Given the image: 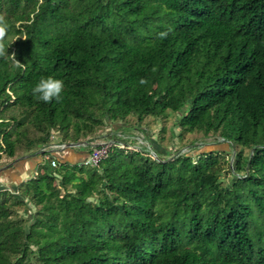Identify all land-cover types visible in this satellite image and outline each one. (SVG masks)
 <instances>
[{
	"label": "trees",
	"instance_id": "obj_1",
	"mask_svg": "<svg viewBox=\"0 0 264 264\" xmlns=\"http://www.w3.org/2000/svg\"><path fill=\"white\" fill-rule=\"evenodd\" d=\"M0 14L25 65L0 58V166L39 155L0 187V264H264V0H0ZM49 76L59 102L31 94ZM168 112L228 148L112 145L97 166L37 152Z\"/></svg>",
	"mask_w": 264,
	"mask_h": 264
},
{
	"label": "rangeland",
	"instance_id": "obj_2",
	"mask_svg": "<svg viewBox=\"0 0 264 264\" xmlns=\"http://www.w3.org/2000/svg\"><path fill=\"white\" fill-rule=\"evenodd\" d=\"M178 114L176 112H168L164 117H153L146 116L143 121L138 125L139 127L134 128L136 119L134 116H129L126 120V128L121 130L108 129L94 139L93 142L108 141V139H118V133L133 135L135 137L129 139L131 144L138 145L140 149L148 151L153 149L158 157H174L178 153L191 152L197 153L209 149H227L228 145L218 136L209 135L204 136L199 132H186L183 131L178 125ZM124 126V125H123ZM55 137L57 138L58 135ZM137 137V138H136ZM89 143V142H87ZM89 147L85 146H70L65 147L63 150L58 152V155L72 161L75 153L87 152ZM234 149L230 150V154L227 155L229 166L234 163ZM221 179L227 182L231 179L229 172H224L221 175ZM25 208L24 213L30 215L33 207Z\"/></svg>",
	"mask_w": 264,
	"mask_h": 264
},
{
	"label": "clouds",
	"instance_id": "obj_3",
	"mask_svg": "<svg viewBox=\"0 0 264 264\" xmlns=\"http://www.w3.org/2000/svg\"><path fill=\"white\" fill-rule=\"evenodd\" d=\"M9 23L5 15L0 14V58L7 56L14 63L17 68H23L25 65L20 63L15 58V54H8V45L6 44V37L8 36ZM161 38L167 36V33H160ZM26 39V38H25ZM141 84L146 83L145 80L140 81ZM64 90V82L61 79H56L52 76L42 77L31 89V94L34 99L44 103H51L53 100L59 102L62 97L61 93Z\"/></svg>",
	"mask_w": 264,
	"mask_h": 264
},
{
	"label": "built area",
	"instance_id": "obj_4",
	"mask_svg": "<svg viewBox=\"0 0 264 264\" xmlns=\"http://www.w3.org/2000/svg\"><path fill=\"white\" fill-rule=\"evenodd\" d=\"M119 137L116 140L108 139V141H99V142H91L89 146V151L87 157H85L81 162L84 164H90L97 166L101 159H103L106 155L108 150L111 148L112 145H118L120 147H127L131 149H140L138 145H133L129 141V139L135 137L133 135H128L122 133L121 131L118 133ZM137 138V137H136ZM65 148V143L63 142H52L45 147L41 148V152H48V153H58L59 151ZM149 155H151L148 152ZM152 156V155H151ZM49 158L48 154L44 155V159L47 160ZM52 166L56 165L55 159L50 161Z\"/></svg>",
	"mask_w": 264,
	"mask_h": 264
},
{
	"label": "crops",
	"instance_id": "obj_5",
	"mask_svg": "<svg viewBox=\"0 0 264 264\" xmlns=\"http://www.w3.org/2000/svg\"><path fill=\"white\" fill-rule=\"evenodd\" d=\"M82 152L75 153L72 161L83 160ZM39 161V155H24L0 166V187H12L20 180L30 176Z\"/></svg>",
	"mask_w": 264,
	"mask_h": 264
},
{
	"label": "water",
	"instance_id": "obj_6",
	"mask_svg": "<svg viewBox=\"0 0 264 264\" xmlns=\"http://www.w3.org/2000/svg\"><path fill=\"white\" fill-rule=\"evenodd\" d=\"M88 141L84 140V141H79V142H66L65 143V147H70V146H81V145H85ZM37 152H41V149H39ZM148 152L152 155L153 158L155 159H160V157H158L157 153L153 150L150 149L148 150ZM167 158H171V157H167ZM166 159V158H165Z\"/></svg>",
	"mask_w": 264,
	"mask_h": 264
}]
</instances>
